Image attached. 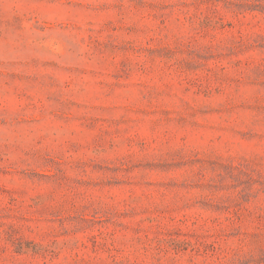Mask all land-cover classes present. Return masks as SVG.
<instances>
[{
  "label": "rangeland",
  "instance_id": "1",
  "mask_svg": "<svg viewBox=\"0 0 264 264\" xmlns=\"http://www.w3.org/2000/svg\"><path fill=\"white\" fill-rule=\"evenodd\" d=\"M0 264H264V0H0Z\"/></svg>",
  "mask_w": 264,
  "mask_h": 264
}]
</instances>
